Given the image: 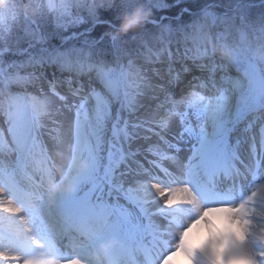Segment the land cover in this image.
I'll list each match as a JSON object with an SVG mask.
<instances>
[{
  "label": "snow or ice",
  "instance_id": "6c2138e0",
  "mask_svg": "<svg viewBox=\"0 0 264 264\" xmlns=\"http://www.w3.org/2000/svg\"><path fill=\"white\" fill-rule=\"evenodd\" d=\"M27 7L32 8L31 13L27 8L21 12L15 0H0V41L10 32L9 19L16 20L22 16L25 27L21 39L27 40L29 48L33 47V41L47 44L55 36V32H41L38 19L51 17L55 27L61 29L68 23H84L81 13L86 11L93 28L98 24H108L111 29L100 40L105 36L110 37L113 60L109 62L103 59L101 53L100 59L87 64L85 72V66L79 61L74 69V50L53 46L42 48L37 55L29 54L18 65L8 66L30 68V72H9L0 64V118L3 125L7 126L5 128L0 125V264H164L165 260L172 258L177 252H183L190 264H264V206L257 204L256 199L264 193V183L252 189L264 176L253 173L249 179L246 172L236 170L229 177L232 183L227 191L221 189L215 181H193L188 178L192 175V159H199L205 165L204 175H208V169L216 167L228 155V137L233 129L221 119L227 107V97L222 94L217 99L215 108L201 107L203 97L197 93L177 99L172 89L183 82L182 73L190 72L191 69L186 66L177 69L169 61L167 85L162 82L159 69H152L155 76L149 75L137 66L130 51L124 47L125 37L134 28L119 34V26L102 19L99 14L102 8L121 9L118 16L121 19L124 14H130L137 7L151 12L155 8L168 7L167 0H37L34 6ZM210 14V7L206 6L190 24H157L161 42L171 43L170 40L164 41L165 35L182 34L184 42L192 44L195 51L193 63L201 70L206 65L197 61L204 59L214 64L219 58L221 67H231L240 59H247L248 50L235 42H229L228 39L231 29L236 27L234 17L225 14L223 17L213 18V26L219 19L223 28L221 32L214 31L211 26L206 30L204 21ZM147 23L156 21L150 15L136 28H142ZM241 23L254 30L258 25L260 43L253 54H258L264 60V13L257 21H250L246 15H242ZM237 31L242 38L245 36L242 29L238 28ZM132 38L135 39L136 36ZM8 50L0 48V58ZM21 51L27 52V49ZM165 51H168L166 47L157 52L155 60L151 56L145 57V62L162 63L160 56ZM125 57H128L127 65L123 63ZM46 67L61 71L75 70L77 75L87 74L90 80L93 78L92 73H95V84L90 83L89 90L85 93L83 84L72 88L69 82L72 95L79 97L78 102L69 103L67 97L56 90L55 81H48L49 92L62 103L59 106H53L50 102L37 104L36 98L29 95L27 89L38 88L41 95H44L40 79ZM198 87L203 88L205 85L201 83ZM233 87L239 88V81ZM114 102H119L122 108L130 111L143 109L144 119L135 124L134 128H146L152 136L164 143H168L166 133L170 127V116H179L181 123L185 124L183 131L196 138L194 157L182 166L183 171L178 174L170 172L157 161L152 163L165 174L167 180L154 177L143 166L136 172V186L128 188L130 195L125 198L148 219V227L136 236L126 228L130 211H124L122 217H114L108 210V202L103 198V190L95 197L92 195L98 187L100 134L107 121L113 118ZM257 104L264 109V92H261L250 107L255 108ZM62 109L74 111V119L65 133L58 132L57 136L52 137L53 142L49 145L43 139L45 121L51 119L55 123V116L64 115ZM161 111L164 115L158 120L154 119ZM189 111H192L197 120L203 119L205 124L211 122V132L201 127L197 134L190 124H186ZM82 116L88 119L89 126L93 128L91 137L84 132L85 120ZM116 120L118 123L119 118L116 117ZM153 124L155 127H152ZM113 128L115 133L116 125ZM152 136L141 137L125 131L124 140L130 144L133 139L150 140ZM7 137H10V142ZM5 145L8 152L16 153L18 161L32 159L34 153L38 155V160L33 162L37 165L34 174L39 176V183L32 181L29 176L33 186L25 187L16 178L15 169H10L3 162L7 155L4 151ZM65 149L70 162L66 168L61 169L60 176L57 177L52 153L64 156ZM139 150L136 149L130 154L135 156ZM148 151L160 159L179 163L176 155L161 154L151 147ZM176 152H179V148H176ZM114 155V152L109 153L110 163L105 170V179L110 189L122 190L123 183H117L113 176L124 162V156L121 155L118 161H113ZM232 155L235 156V153ZM142 175L156 180L151 184L155 193L151 192L147 184L136 179ZM196 175L199 176L200 173ZM245 181L248 183L247 187H244ZM237 183L242 188L238 196L233 191ZM87 184L93 185V188L81 196ZM42 187L47 203L40 191ZM249 189H252L250 195L247 194ZM235 200H239V203H235ZM148 204H155L156 211L150 212ZM250 204L257 206L249 207ZM49 205L54 206L62 218L63 224L59 228L49 226L47 217L52 214ZM257 207L261 210L257 211ZM193 211L199 216L207 217L209 223L206 226L210 232L213 223L210 217L213 213H223L230 228L212 232L199 248L189 247L183 242L182 234L186 225L182 222L180 213L187 216ZM156 217L163 218L167 224H157ZM110 242H114L111 248L108 247Z\"/></svg>",
  "mask_w": 264,
  "mask_h": 264
},
{
  "label": "rangeland",
  "instance_id": "374dc122",
  "mask_svg": "<svg viewBox=\"0 0 264 264\" xmlns=\"http://www.w3.org/2000/svg\"><path fill=\"white\" fill-rule=\"evenodd\" d=\"M181 1L193 2V3H196V6H200V7L208 6V4L211 3V4H209L211 14L204 21V23L206 25V30H207V27L211 26L214 31H221L222 32L223 28H222V26H220L219 19H217L216 25L213 26V24H212L213 18L214 17L220 18V17H223L225 14H227L228 16L234 17L235 26L236 25L237 26L231 29V35L228 37L229 42H235L241 48L248 50V58L247 59H240L239 61L234 63V67H235L236 71L238 73L245 74L248 77L247 80L241 79V83H239L240 84L239 88H234L233 87L234 83H232L231 87L227 86V88L226 89L224 88L223 91L214 92L211 95L208 94L205 96V95L198 93V95L205 98L204 99L205 101L202 102L200 104V106L206 107L207 105H209V101H211V99L213 100V99L219 98L221 96V94H223L225 91H227L228 93L230 92V94L226 95L227 106L229 109V111H228L229 115L227 114L225 116V118L227 119L229 116H231L235 107H237V105L240 104V101H244L246 99V96L249 94L248 90L251 88V86H252L251 83H253L254 78L258 82L257 87L260 88V90H259L260 93L264 92V81L262 80L261 75L258 73L259 70L260 71L262 70L264 72V60H261L259 58L258 54H256V55L253 54L256 52V48H257L258 44L260 43L259 42L260 40L258 38L260 36V32L258 30V25L255 26V30H254L252 28H248V27L242 25V23H241V16L242 15H246L250 21H257L259 16L261 15L262 11L258 10V14L252 15L256 11L253 9V11L250 13V9L247 8V6L250 7V6H254V5L252 3L246 2V1H251V0H167L168 7H160V8L152 9L151 17L156 14V15H158L156 17L165 19L166 13H164V12L167 11L168 9H170L172 6H173V8H175V6H174L175 4H176V6L177 5L179 6ZM15 3L17 4V6L19 7L21 12H23L25 10V8H27V11L29 13H31L32 8L27 7V6L28 5L34 6L37 3V0H15ZM245 4H250V5H245ZM211 6H214V8H211ZM260 6H264V3H262V4L260 3ZM217 7H223L225 9V11H223V12L219 11V9ZM100 10H109L110 11L111 9L102 8ZM100 10H99V12H100ZM195 10L197 11L198 9H195ZM112 11L114 13H118V16H119L121 9H112ZM175 11L179 12L180 10L176 9ZM191 11L193 14L195 13L193 10H191ZM75 13H76V10L74 9L73 15H75ZM188 14H190V13H188ZM81 15L85 19L84 23H78V24L77 23H68L64 28H61V29H57L55 27V24H54L53 19L51 17L38 19V23H40V25H41L40 31L41 32H47V33L55 32V36L53 38H50L48 43L54 41L55 39H57V40L65 39L66 38L65 34L69 30H72L76 26H80L83 24H87V25L91 24V22L88 21V19H87L86 11L82 12ZM178 16L182 17V13L179 14ZM253 18L256 20H252ZM8 27L10 28V32L7 34L6 38L3 41H0V48H7V49L12 50V51H19V50L25 49L28 46V42L26 39H21V37L24 35L23 29L25 27L23 17L21 16L20 18H18L16 20L9 19ZM238 28L242 29V31L245 33V36L243 38L241 36V33L239 31H237ZM249 30H250V34H251L250 39H248V34H249L248 31ZM166 38L164 40H168V38L167 39ZM248 40H250V42H251V45L249 47L246 46V43L248 42ZM34 43H39V42L33 41V44ZM157 48H158V46H157ZM163 48H165V45H163ZM16 55H25V52H19ZM14 64L15 63L13 62L11 65H14ZM18 64H20V63H17L16 65H18ZM8 66H9V64L4 65V67L7 70H9ZM139 67H141L143 71L148 72L149 75L153 76L150 73L151 71H149V69H144L143 66H139ZM13 68L16 71L20 70V68H17V67H13ZM258 68H259V70H258ZM23 70H25V72H27V70L29 72L32 71V69H30V68H24ZM34 94H36V95H33V93L29 94V95L34 96L36 98V103L40 104V105H43L44 103L50 102L53 104V106H59L62 103L58 98H56L55 96H52L50 92L44 93L43 96L38 91H34ZM72 102H78V101L72 100L69 103H72ZM120 105L121 104L119 102L113 103V105H112L113 118H111L107 121L106 126L104 127L103 131L100 134L101 135V142H102L100 149L102 151L105 149V146H106L105 143H106V141H107L106 139L109 135V128L113 124V122L116 120L117 112L120 111V108H119ZM210 106H212V105H209V107ZM87 107H90V105ZM189 113H190V116L186 118L185 123L190 124L191 127L195 130L198 129V131H197V134H198L200 132L201 127H204L203 126L204 124L201 121L199 122L197 119L194 121L195 115L192 114V111H189ZM57 116H55L54 119ZM88 116L90 117V113H88ZM170 117H174V120L179 125L182 124L179 116H170ZM170 117H168V118H170ZM154 119H156V118L154 117ZM201 120L204 121L203 119H201ZM189 121H192V122H189ZM48 123L55 124L53 122V120H51V119L45 121V124H48ZM208 123H210V122H208ZM195 125L197 127H195ZM207 128H209V127H207ZM144 130L145 129L140 128V130H137V131H138V133H141ZM92 131H93V128H92ZM119 132H120L119 134H121L123 136L122 131H119ZM7 138L10 141V137H7ZM187 139L192 140V141L194 140L190 136ZM183 141L187 143V141L181 139L180 142L182 143V145L184 144ZM137 146H138L137 144L134 145V147H137ZM150 147L153 148V150L156 152L162 151L160 148H156L155 146H152V145L146 146L147 151ZM148 152L150 154H153V152H151V151H148ZM115 154L117 155V150L115 151ZM129 187H130L129 185H124L122 190L124 192H128ZM123 191H119V194L120 195L123 194ZM140 195H142V194H140ZM257 203H261L259 205L264 206V203H262V202H257ZM254 206H257V204H254ZM259 209L261 210L260 207H259Z\"/></svg>",
  "mask_w": 264,
  "mask_h": 264
},
{
  "label": "bare ground",
  "instance_id": "6f19581e",
  "mask_svg": "<svg viewBox=\"0 0 264 264\" xmlns=\"http://www.w3.org/2000/svg\"><path fill=\"white\" fill-rule=\"evenodd\" d=\"M235 79L237 77H234ZM256 80L253 83V85L251 86V88L248 90L249 94L252 96L253 100H256L259 98L260 96V89L257 87L256 84ZM192 93H195L192 90L189 91H184L183 92V96H189ZM230 94V92H224L223 95L226 96ZM222 95V94H221ZM205 98H203V101ZM218 98L211 100V105L210 108H215L216 106V101ZM209 106V105H208ZM228 106L226 107V110L222 113L221 119H223V116H226L228 114ZM158 116V115H155ZM88 118L90 119V117L88 116ZM82 119L85 120V124H84V132L87 136L91 137L93 132H92V127L89 126V121L88 119L85 118V116H82ZM73 120V119H72ZM71 117H65L63 119V128L61 129L62 133H65L70 125V122L72 121ZM199 122H203L201 119L198 120ZM170 127L169 130L166 133V139H172L173 141L178 140L179 138L182 139L183 137L187 138V133L183 131V128L185 126V124H181L179 125L175 120L170 119ZM192 122V121H189ZM223 122L227 125V121L226 119H223ZM211 125V123H209ZM179 125V126H178ZM208 125V124H207ZM67 126V128H66ZM195 130V129H194ZM212 127L210 126V130L209 132H211ZM238 131V130H236ZM195 132H197V130H195ZM252 133L260 136L263 135L262 140H264V126L261 128L259 134H257L255 132V130H252ZM180 135H182L180 137ZM236 134H233V137H235ZM195 138V136H191V138ZM233 137H228V147H229V154H232V152H236L237 153V157L234 158V161H239V157L242 155V153L245 152V147H247V145H249L250 149H253V146L250 145L251 143L254 142L253 138L249 137L248 135H243L242 139H241V143L237 144V147L233 146V142H232V138ZM52 138H48L47 139V143L50 145L52 143ZM236 145V144H235ZM251 146V147H250ZM139 152L138 155L136 156H132L130 153L133 150H126V155L124 156V162L120 164L119 169L115 172L114 175V180L117 183H123V185H126L127 183L129 184L130 187H135L136 186V181L134 179L135 174L137 171L141 170V166H143V169H148L151 172H158L159 175L156 176L154 175V177H157L159 179H161L159 176L162 177V174H164L163 172L160 171L159 168H156L155 165L152 163L153 161H157L162 167L167 168L170 172H173L174 174H178L180 171H183V165H185V161L188 157L187 155V151L185 152L183 149L179 150V152H176V156L178 157L179 163L178 164H174L172 161L168 160V159H160L158 157H154L152 155H149L148 152L145 150V148H139ZM99 151V172H98V177H97V181L99 180V178L102 176V172L105 170V159H104V155L102 153V151ZM129 152V153H128ZM189 152V151H188ZM67 149H65V155L64 156H58L56 155L55 152L52 153L53 158L55 160L56 163V172L58 173V176H60V172L61 169H64L67 167V165L69 164V160L67 158ZM227 155V156H228ZM192 157V156H191ZM227 159L223 158L221 159L218 163L220 165V167H214V168H209L208 169V175L211 177V179H216L219 175L220 170L222 169V164L220 163H224V161ZM250 164V161L248 162ZM202 162L199 159H192L191 160V169H192V177H190L189 179H193L195 177H197L198 175H196V173L199 172V168L202 166ZM236 165V164H235ZM204 169H205V165L203 164ZM237 168L241 169L242 171L244 170V168L240 165H236ZM231 170V169H230ZM248 168H246L244 170V173L247 172ZM224 171L227 172L229 171V168L226 167L224 168ZM233 171V170H232ZM121 173H124L125 175H121ZM250 173H248V177H249ZM57 176V177H58ZM182 179L184 177H181ZM137 179V178H136ZM140 181H142L143 183L147 184V186L151 189V184L155 183L156 180L155 179H147L149 181H144L142 179H139ZM162 180V179H161ZM260 183H264V181L260 182ZM257 183L253 186L252 189L258 188L259 184ZM91 184H87L84 187L90 186ZM110 187L109 184L107 186V188ZM99 188L97 187V190ZM250 189L248 191V194H251V190ZM106 191V190H105ZM104 191V192H105ZM152 193H155V189H151ZM89 193V190L85 192V194ZM158 198V197H157ZM257 202H262L264 203V193H262L261 195H259L257 198ZM257 204H261V203H257ZM114 208H117L118 210H120L121 213H123L124 211H130L131 212V216H130V220L133 221L132 223L136 226V233H139L140 231L146 229V223H148V219L143 216L141 217L142 213L137 214L134 210L133 207H130L128 205V202H121V203H117L115 202V205L113 206ZM148 209L150 212H155L156 211V205L155 204H148L147 205ZM249 207H254V204H250ZM259 207H257V211H259ZM180 217L183 218L182 222L186 225L189 220H187V217H192V218H198L199 215L193 211L191 213H189L187 216L185 213L181 212L180 213ZM186 218V219H185ZM213 221L212 223V228H211V232L209 231V228L206 226L209 221L207 218L203 219V223H201V225L195 229L192 233H190L188 240H187V245L194 247V248H199L201 246L204 245V243L207 241V239L209 238V236L212 234V232H216V231H226L230 228V225H228V223L226 222V220L224 219V214L223 213H213L210 217ZM156 223L157 224H167V221H164L163 218L161 217H156ZM188 261L187 256L183 253V252H179L178 254L174 255L172 257V261L171 264H186V262Z\"/></svg>",
  "mask_w": 264,
  "mask_h": 264
},
{
  "label": "clouds",
  "instance_id": "9594fccd",
  "mask_svg": "<svg viewBox=\"0 0 264 264\" xmlns=\"http://www.w3.org/2000/svg\"><path fill=\"white\" fill-rule=\"evenodd\" d=\"M151 15V10H142L140 7L133 9L130 14H124L123 17L120 19L119 24V34H123L124 32L128 31L129 29L136 28L138 25L142 24L143 21ZM219 51V50H217ZM223 55V53H221ZM207 213H204L206 216ZM204 216H200L199 218H191L189 222L186 224V227L183 231V242L187 245V240L190 235L195 229H197L201 223H203ZM204 224V223H203ZM114 242H110L109 248L113 246ZM191 247V246H189ZM172 258L165 260L164 264H171ZM186 264H190L189 261Z\"/></svg>",
  "mask_w": 264,
  "mask_h": 264
},
{
  "label": "trees",
  "instance_id": "16d2710c",
  "mask_svg": "<svg viewBox=\"0 0 264 264\" xmlns=\"http://www.w3.org/2000/svg\"><path fill=\"white\" fill-rule=\"evenodd\" d=\"M260 1V0H259ZM250 2V1H249ZM100 16L102 19L104 20H107V21H110V22H114V24H117L119 26L120 24V19H118V13H114L112 11V9L109 11V10H100L99 12ZM182 24H186V23H182ZM140 28H134L131 32H129L127 34V38L128 39H132V37L134 35H136V33H140L142 30H139ZM107 31H111V29L109 28L108 25H103V24H98L95 26V30H94V39H96V41L100 40V37L101 36H104V34L107 32ZM149 31V29H148ZM155 33V31H154ZM150 37H154V35H150ZM106 40H108L107 36L104 37ZM110 41V40H109ZM50 43H56V41H53V42H50ZM105 43H109L107 41H105Z\"/></svg>",
  "mask_w": 264,
  "mask_h": 264
}]
</instances>
